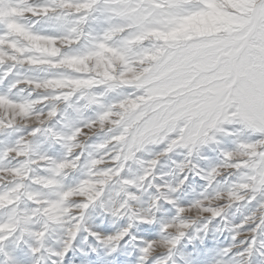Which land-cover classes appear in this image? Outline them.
I'll return each instance as SVG.
<instances>
[{
	"label": "snow or ice",
	"instance_id": "obj_1",
	"mask_svg": "<svg viewBox=\"0 0 264 264\" xmlns=\"http://www.w3.org/2000/svg\"><path fill=\"white\" fill-rule=\"evenodd\" d=\"M6 5L17 15L34 17L33 24L13 21ZM97 12L104 16L105 26L92 36L91 47L65 53V47L91 35L84 32V25L97 19ZM40 21L65 32L38 31L35 25ZM9 62L0 82L17 63L63 69L64 74L23 79L52 93L46 115L36 112L35 105L49 101L47 96L13 100L0 93V112L11 113L10 119L0 118V130L12 127L17 117L34 119L37 126L28 135L36 136L40 125L57 116V103L69 102L78 92L86 107L95 105L98 110L68 134L45 129L63 142L70 157L38 158L48 163L51 175L35 182L53 189L54 199L21 194V184L0 192V209H12L0 221V252L6 264H15L4 246L17 230V240L27 233L34 242L29 245L34 264L44 258L43 253L54 257L52 264H74L81 233L95 242L90 254L100 256L103 250V257L93 264H128L121 250L131 241H139L134 264H177L174 256L185 239H191L188 233L196 223L191 213L203 216L206 223L197 231L207 237L211 223L226 221L232 207L241 215L236 223L225 224L230 242L218 250L207 244L206 264H252V257L264 248L260 239L264 236V0H15V4L0 0V68ZM21 82L14 80L9 88ZM97 88L103 91L97 93ZM112 92L121 93L119 99L105 104L102 97ZM225 124L239 125L236 131L248 133V138L222 149L220 163L201 171L189 168V160L176 163L180 172L188 169L204 182L195 198L178 195L189 182L187 174L174 185L157 182L162 156L185 149L191 157L215 141L216 133L234 135ZM95 129L107 131L95 143V154H88L81 177L67 184V175L80 167L83 156L73 155L74 150ZM150 147L159 150L144 160L139 154ZM29 151V142L21 137L4 154L20 157ZM130 161L140 166L139 174H127ZM227 169L233 171L218 180ZM5 171L17 178L28 176L26 165ZM144 193L148 200L146 207H140ZM22 195L36 205L31 213L17 209ZM97 209L103 222L92 216ZM161 209L169 213L164 219L156 215ZM37 214L43 224L30 229ZM54 225L64 229V238L60 247L47 248L45 241ZM242 233L248 235L241 238ZM201 243H206L204 237ZM158 248L165 252L157 255ZM183 258L185 264H204L188 255Z\"/></svg>",
	"mask_w": 264,
	"mask_h": 264
},
{
	"label": "rangeland",
	"instance_id": "obj_2",
	"mask_svg": "<svg viewBox=\"0 0 264 264\" xmlns=\"http://www.w3.org/2000/svg\"><path fill=\"white\" fill-rule=\"evenodd\" d=\"M33 2H39V0H33ZM11 4H15V0H10ZM18 7V6H17ZM5 10L8 16L13 20H20L26 25H32L35 18L29 16L17 15V12L11 10L9 5L5 6ZM97 19H90L86 25H84V32L91 33L90 36H84L80 38L78 44H73L71 47H65L63 51L65 53H74L84 51L85 48L91 47L92 36H95L100 31H102L104 24V16L97 12L94 14ZM70 26V25H69ZM36 30L44 33H53L60 35L65 32L63 27H53L50 22L40 21L35 25ZM12 62L6 63L0 68V75L3 74L4 69H7ZM64 74L63 69H48L44 67H34L28 64L17 63L15 67L12 68L11 75L0 82V93L8 94L13 100H36L40 97H49V101H40L35 105V111L46 115L47 111L51 107V96L52 93L49 90L37 89L31 85L23 82V79L30 78L36 80H43L51 76H58ZM14 80H21L22 82L17 84L15 87L9 88ZM97 93L103 91L102 88H97L94 90ZM132 89H125L124 92H131ZM121 93L112 92L102 97L105 104L111 103L114 100L119 99ZM63 102V103H62ZM86 101L81 98L80 93H76L69 102L60 101L57 103L58 113L54 119L46 121L41 126V132L36 136H29V130L32 127L37 126V121L34 119L24 120L19 117L16 118L14 126L10 128H5L0 130V192L8 191L14 188L17 184H21L22 188L20 193H37L41 200L44 199H54V190L50 188H45L39 183H36L37 178L48 177L51 175L50 169L47 162L39 161V156L44 154L55 160H60L64 158H70L67 156L66 149L63 146L62 141H57L52 138L51 134L45 131V129H53L64 134H68L77 125L83 123L85 119L92 118L95 112L98 110L95 105L85 106ZM79 109V111H77ZM0 118L10 119L11 113L5 115L0 112ZM226 129L234 132V135H227L225 133H216V140L211 141L208 144L202 145L198 152H194L191 157L187 156L185 149H177L170 155L162 156L159 160L158 166L156 168L157 182L167 181L173 185L176 181L183 177L185 174L189 176V182L185 184L183 190L178 193V195L183 199L195 198L202 190L204 182L201 180L200 176H194L188 169L182 173L176 168V163L189 160V168L194 169V171H201L210 168L211 166L220 163L222 159V149H231L235 147V142L241 139H247L248 133H240L236 131L239 125H228L225 124ZM105 130L95 129L89 131V136L82 138V145L76 148L73 155L76 153H83L80 161V167L73 172H70L66 177V183H74L81 175L84 173L86 168V160L89 153L94 152L95 143L104 137ZM98 132V133H97ZM23 137L29 142L30 151L27 156L18 157L15 153H8L5 156V150L16 146L17 140ZM162 147V146H161ZM159 148L150 147L149 151L140 153L139 155L144 159L148 160L152 158L155 151ZM26 165V170L28 176L26 178H17L11 174L10 170L13 168H20ZM141 171L140 166L134 162H129L127 174L136 175ZM232 169H227L223 172V175L218 177V180L223 181L224 177H227ZM229 179H235V177H229ZM148 200V194L144 193L142 196V203L140 207H146V201ZM17 209L22 212L31 213L36 205L27 199L26 196L22 195L21 200L16 205ZM11 208L0 209V221L6 220L11 214ZM242 211H247L242 209ZM159 219L166 218L169 213L161 209L156 213ZM191 215L196 219V223L193 225L191 231L188 233L191 239H185L180 249L176 252L174 259L177 264H185L184 255H188V259L194 262L202 261L206 264L209 258V250L207 244H211L213 249L218 250L219 248L227 245L230 240V233L225 228L226 223H236L240 219L241 212H238L235 207L229 208L227 211L226 221H213L208 229V235L205 237L203 231H197L201 226L206 223L202 215L198 212L193 211ZM94 219H99L101 222L104 221V216L97 209L92 214ZM91 223V221H89ZM43 224V218L37 214L32 216V220L28 227L30 229H39ZM119 224H114L113 227H118ZM155 230V229H154ZM138 235L143 233L138 231ZM248 235V233H242L241 238ZM20 236L19 230L5 243V251L13 258L15 264H34L36 257L32 256L29 251V245L34 243L31 237L25 233L23 239L17 240ZM86 233H81L79 239L75 242V249L73 252L74 264H93V261H99L103 257V250L100 256H95L90 254L91 248L95 246V242L89 238L85 239ZM201 237H204L206 243H201ZM64 238V229L60 226L54 225L49 229L47 239L45 241V246L47 248H58L60 247L61 241ZM264 240V236L260 237ZM139 241H131L124 245L121 250L122 258L128 262V264H134L136 256V246ZM83 250V251H81ZM165 252L164 249L158 248L156 250L157 255H161ZM264 248H260L258 252L252 257V264H264ZM44 258L40 260L39 264H52V259L47 253H43ZM0 264H6L5 256L3 252H0ZM171 264V261H169Z\"/></svg>",
	"mask_w": 264,
	"mask_h": 264
},
{
	"label": "bare ground",
	"instance_id": "obj_3",
	"mask_svg": "<svg viewBox=\"0 0 264 264\" xmlns=\"http://www.w3.org/2000/svg\"><path fill=\"white\" fill-rule=\"evenodd\" d=\"M63 103V102H62ZM15 124V123H14ZM14 126V125H13ZM98 133V132H97ZM89 136V135H88ZM193 168V167H192Z\"/></svg>",
	"mask_w": 264,
	"mask_h": 264
}]
</instances>
